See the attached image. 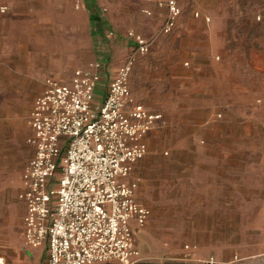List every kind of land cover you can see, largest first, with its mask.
<instances>
[{
  "label": "rangeland",
  "instance_id": "374dc122",
  "mask_svg": "<svg viewBox=\"0 0 264 264\" xmlns=\"http://www.w3.org/2000/svg\"><path fill=\"white\" fill-rule=\"evenodd\" d=\"M83 1L13 0L1 11L0 0V239L20 235L16 193L32 155L27 117L44 78L66 77L103 55L104 87L134 53L131 91L165 119L146 136L133 170L137 198L152 210L135 235L139 251L174 256L190 244L201 257L257 254L264 248V0H177L180 14L167 33L166 15L144 13L145 3ZM95 6L100 30L88 10ZM129 31L147 40L145 53ZM230 76L242 82L236 92Z\"/></svg>",
  "mask_w": 264,
  "mask_h": 264
},
{
  "label": "built area",
  "instance_id": "2783aa9c",
  "mask_svg": "<svg viewBox=\"0 0 264 264\" xmlns=\"http://www.w3.org/2000/svg\"><path fill=\"white\" fill-rule=\"evenodd\" d=\"M145 1L166 8L162 31H171L180 14L177 0ZM75 2L79 6L80 0ZM128 35L137 52L148 50L140 34ZM134 61L129 54L117 67L100 102L95 99L100 60L75 68L68 82L47 78L34 98L26 138L33 154L18 193L25 243H46L45 264H264V252L199 258L190 244L171 260L154 262L139 251L135 235L151 209L138 200L139 178L131 174L146 155L144 136L163 115L132 97Z\"/></svg>",
  "mask_w": 264,
  "mask_h": 264
},
{
  "label": "crops",
  "instance_id": "0c3cea01",
  "mask_svg": "<svg viewBox=\"0 0 264 264\" xmlns=\"http://www.w3.org/2000/svg\"><path fill=\"white\" fill-rule=\"evenodd\" d=\"M139 2H142V3H145L146 5L144 6V8H142V11L145 13V10H148L151 12V14H153L155 12V10H158L160 12V14H162L163 16L166 15V8L163 7V6H158L157 4L153 3V2H149V1H145V0H137ZM12 2L13 0H4V5H5V8L8 7V8H11L12 7ZM80 7H83L84 6V1L83 0H80ZM90 12H93L94 13V26L96 27L97 30H100L101 29V25H100V22H96V20H98V15L100 14L99 12V8L97 6H95L94 8H89L88 9ZM3 11V10H1ZM98 14V15H97ZM150 14V15H151ZM177 22V21H176ZM176 26V23L174 25V27ZM173 27V28H174ZM173 28L171 29V31L173 30ZM169 31V32H171ZM0 33L3 34L4 33V28L3 26H0ZM109 35H112L109 34ZM109 35H104V39L106 41H108V36ZM129 37V36H128ZM131 40H132V43H134L133 39L131 37H129ZM3 37L0 36V42L3 41ZM135 44V43H134ZM128 56V55H127ZM126 56V57H127ZM125 57V59H126ZM124 59V60H125ZM91 60H100L104 63V67L102 69V76H101V80L99 81L98 85H97V88H96V94H95V99L97 102H100V100L102 99V97L104 96L105 92H106V89L108 87V84L110 82V80L112 79V77L114 76L116 70L114 71V74L110 76V80L108 81V83L106 85H104L103 87V81H104V78L106 77V69H107V59L105 57H103V55H100V56H97V57H94L92 59H88V60H85L81 63H79L78 65H76L71 71L70 73L64 77V76H61L59 74H50L48 76H46L43 80V84L42 86L40 87V89L38 90L37 94L35 95V97L43 90L44 88V83H45V80L47 78H54L58 81H61V82H68L70 80V77L74 71L75 68L77 67H80V66H84L87 64L88 61H91ZM135 63H136V60L134 61L133 63V66H132V69H131V72L135 66ZM185 63H187L186 65H188V61H186ZM117 69V68H116ZM131 72H130V76H129V87H130V91H131V86H130V77H131ZM234 76V75H233ZM231 79H229V84H231V87L233 88V90L236 92L238 91L240 88H241V84L242 82L240 81V79H236V78H233L232 79V76H230ZM102 87L104 88V92H103V95L102 97L100 98V100H97L98 96H99V92H102ZM131 94H132V97L134 98V100L136 101H139L141 102L140 100L136 99V97L133 95L132 91H131ZM34 97V98H35ZM34 100V99H33ZM143 103V102H141ZM149 110L150 107L143 103ZM32 105H33V101H32ZM32 105H31V108H32ZM30 108V110H31ZM29 110V112H30ZM153 111V110H151ZM28 112V114H29ZM159 112V111H157ZM161 113V112H160ZM165 119L162 118V121H160L159 123H157L153 128H155L156 126H159L162 122H164ZM27 127H28V135L31 133V129H30V126L28 124V117H27ZM152 128V129H153ZM151 129V130H152ZM150 130V131H151ZM149 131V132H150ZM148 132V133H149ZM148 133L144 136L143 138V143L146 145L147 147V144H146V136L148 135ZM28 135L26 136V138L28 137ZM26 138H25V142H26ZM26 144L32 149V154H33V147L31 145H29L27 142ZM32 156V155H31ZM145 157V156H144ZM143 157V158H144ZM31 158V157H30ZM141 160V159H140ZM139 160V161H140ZM29 161V160H28ZM27 161V162H28ZM138 163V162H137ZM136 163V164H137ZM135 164V165H136ZM26 165V164H25ZM24 165V166H25ZM24 168V167H23ZM23 168H22V171H23ZM135 168V166H134ZM134 170V169H133ZM22 171H21V183H20V188L18 190V192L16 193V200L18 201V203H20L21 205V208H22V214H21V217H20V235L18 236L17 235V240H15L14 242L10 241L8 236L5 235L4 236V239H0V264H45L47 259H48V248H47V245L46 243H43L42 245L38 246V247H31L29 245H27L24 241V238H23V234H22V216H23V213H24V204L22 201L19 200L18 198V193L19 191L21 190L22 188ZM131 177H136L133 175V171H132V174H131ZM139 178V177H138ZM140 180V178H139ZM151 209V208H150ZM152 211V210H151ZM152 214V213H151ZM151 217V215H150ZM149 217V218H150ZM148 221V220H147ZM147 223V222H146ZM142 229V228H141ZM139 229V231L141 230ZM5 230V229H4ZM3 230V231H4ZM138 231V232H139ZM46 249V254L44 253V249ZM183 252V249L180 253H178V255H174V256H164V257H158V258H155V257H148L150 260L152 261H161V260H171V259H175V258H178ZM261 252H264V248L262 250H260L259 252H256V253H261ZM196 256L199 257V258H206V257H209V256H214L215 258H218V259H228L230 258L232 255H228V256H217V255H214V254H209L207 255L206 257H201L199 254H197L195 252ZM254 254V253H253ZM246 255H251L250 254H246Z\"/></svg>",
  "mask_w": 264,
  "mask_h": 264
}]
</instances>
